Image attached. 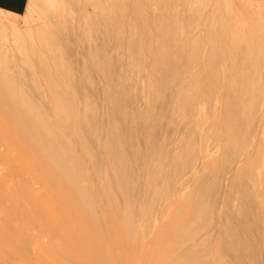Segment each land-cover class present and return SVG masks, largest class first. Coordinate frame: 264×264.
<instances>
[{
	"label": "rangeland",
	"instance_id": "1",
	"mask_svg": "<svg viewBox=\"0 0 264 264\" xmlns=\"http://www.w3.org/2000/svg\"><path fill=\"white\" fill-rule=\"evenodd\" d=\"M194 1L25 0L19 7L0 5V76L7 77L0 81V192L5 184L11 194L19 193L15 183L39 178L34 161L26 155V143L37 142L51 157L54 166L48 165L67 182L71 167H86L80 190H95L96 200L110 201L106 211L116 214L114 204L128 199L135 211L131 215L138 217L136 226L161 231L160 242L164 234L167 243H173L164 233L167 226L183 221L178 231L186 237L188 226L193 224V231H188L194 238L187 232L191 237L185 238L188 243L183 239L176 249L177 264H264V71L259 74V87L244 94L254 80L239 81L247 70L242 64L234 65L221 49L223 45L246 43L249 33L263 31L264 0H225L228 8L223 0ZM196 1L204 3V10L196 7L205 12L201 16L194 14ZM130 3H139L149 15L165 19L138 17ZM168 4L173 6L167 8ZM189 11L194 12L195 22L202 16H206L204 21L212 20L207 22L209 34L219 41L217 52L223 55L215 64V76L220 78L224 69H232V78L239 80L216 79L200 61L208 54L202 45L204 55L200 54L197 68L189 71L201 73L199 79L187 85L184 78L178 96V81L172 78L180 74L178 67L157 69L141 36L148 33L155 40L154 25H168L182 32L189 24ZM231 23H239L240 31L245 32L241 31L240 40L232 39L230 33L220 34L218 26ZM191 34L188 37L206 35L197 31ZM257 34L248 39L264 40V32ZM179 49L164 53L173 56ZM224 91L242 92L233 99L219 98L217 93ZM14 92V96L8 95ZM78 105L87 108L80 107L78 113ZM22 125L27 136L23 130L22 134L17 132ZM42 125L54 135L47 145L41 142L47 136ZM111 140L117 143L115 154L125 163L120 167L119 181L118 175L107 169L115 155ZM57 149H63L73 166H55ZM116 184L119 188L114 189ZM34 242L36 249L43 241ZM41 256L45 263L39 261L41 258L18 262L51 264L44 254Z\"/></svg>",
	"mask_w": 264,
	"mask_h": 264
},
{
	"label": "bare ground",
	"instance_id": "2",
	"mask_svg": "<svg viewBox=\"0 0 264 264\" xmlns=\"http://www.w3.org/2000/svg\"><path fill=\"white\" fill-rule=\"evenodd\" d=\"M226 1H228V0H226ZM197 2L200 3L199 1H196V4L194 5L195 8L196 7L197 8L202 7V9L204 10V8H203V7H205L204 3L202 5L201 3L197 4ZM223 2H225V0H223ZM234 3H235V1H234ZM224 4H226L225 7H227V8L230 5L226 2L223 3V5ZM129 5L132 9L131 11L135 12V15H137L138 17L140 16L141 18L143 17L144 19L150 18L149 16H151L153 18H155L156 16L158 17V15H149V13L144 9H143L144 10L143 11L141 8V5L139 3L138 4L130 3ZM172 6L173 5L171 4L167 8L172 7ZM197 8H196V11L194 10L195 13L192 11H189L191 13V14L188 13L189 14V16H188V19H189L188 23L189 24L187 25L184 22L185 26L186 25L187 26L185 29H183L182 32L180 31V28L179 29L175 28L174 30H172L170 28V26H168V25H166V26L163 25L164 27H161V25L160 26L154 25L155 27H152V29L154 28L153 33L155 32L157 34V37L155 40L152 41V37L147 36L148 33L147 34L142 33V36H141V38L144 40V42H147L145 44L148 47V49L151 50V52H152L151 53L152 54L151 63L153 65H155L157 69H163V70L165 69V71H166L168 69L169 70L174 69L173 67H178L177 71L179 70L178 72L180 74H176L173 76L171 75L172 78L174 79L173 82L178 81L177 86H178L179 90L176 93L178 96H179V92H181L182 88L184 87V85L182 83L184 78L187 81L186 82L187 85L189 83L194 82L197 79H199V75L201 73L200 74L199 73L198 74L197 73L191 74L189 71L191 69H194L195 67L197 68V65L199 63L198 59H200V56L202 55V51H203L201 49L202 45L203 46L206 45V47L208 48V51L205 50V52H206L205 54H207V52H208V54L206 56H203L204 55L203 54L202 55L203 59L202 60L200 59V61L203 62L207 67H209V71L212 74H214L213 76H215L218 73L217 72L218 69H216L217 66H215V64L218 63L219 57L223 56L221 51H218L219 53L217 52V50H218L217 47H219L218 46L219 41L216 40L214 35L211 36V34H209L211 27L208 26L207 22H210L212 20L208 21V19H207L204 21V18H206V16L205 17L202 16L201 20L199 19L200 17H198V20H200V21H198V20H197L198 22L194 21V19L192 17L194 14L201 16L203 13H205V12H202L203 10L200 9L201 10L200 12H202L200 14V12L197 11ZM211 11H213V10H211ZM108 12H110V11H108ZM155 12L157 14L156 10H155ZM155 12H154V14H155ZM197 12H199V13L196 14ZM107 13H106V15H107ZM151 14H153V13H151ZM230 14H232V13H230ZM204 15H206V14H204ZM236 16H237V14H236ZM173 18H171V19H173ZM222 18H224V17H222ZM159 19H165V18L164 17L162 18V16H161ZM168 19H170V18H168ZM175 19H176V17H175ZM166 21L168 22L169 20H166ZM222 21H223V19H222ZM193 23H195V25ZM143 24L144 23L142 22L140 27H139L141 30H142ZM226 24L225 25L222 24L220 26V28L217 24L218 30L220 29L222 31V32H220V30H219L220 34H222L223 32H225V35L230 33L229 36L232 39H238L240 37V33L242 31V30L240 31V29L238 27L239 23L238 24L231 23V25H226ZM173 25H172V28L174 27ZM175 26H176V24H175ZM133 27H134V25H133ZM259 29H261V28H259ZM133 30H135V27ZM133 30H131V31H133ZM195 31H197L198 34H201L203 36L205 33H206V35L204 37H201V38L199 36L188 37L189 33L191 34V32L194 33ZM249 31H251V30H248V32ZM256 32L262 33V32H264V29H263V31H261V30L257 31L256 30L252 33H249V36L246 39V43H240L239 42L240 43L239 45H233L232 44V45H230V47L223 45L222 46L223 48L220 46L221 49L224 51V53L225 54L227 53L229 55V58H230V60H232L234 65L242 64L241 65L242 69H246L247 72H246V76H245V74L243 76L240 74V76H241L240 80L238 78H232V75H231L232 69H230V70L228 69L229 72H227L226 69H224L222 72V77H220V78L216 77V76L215 77H216V79L219 78L221 80L233 81L232 83H234L235 80L236 81H238V80L239 81L249 80V82L250 81L253 82V80H254L253 85L251 84V86H250V84L248 83L249 86L247 85V87H245L244 94L247 92L249 94L250 90H254L255 87H259V85L261 83V77L259 74H260V71H261V73L264 71V40L256 39V38L248 39L249 37H253L254 35H258ZM242 33H243V31H242ZM138 34H140V33H138ZM191 36H192V34H191ZM261 37H263V36L261 35ZM241 39H243V37ZM3 40H5V39H3ZM239 40H240V38H239ZM2 43H3V41H2ZM200 46H201V48H200ZM17 47H19V46H17ZM177 48H180V49L177 50V53L172 54L173 56L165 55L166 53H164V51L166 49L175 50ZM2 50H3V48H2ZM137 53H138V50H137ZM170 55H171V53H170ZM21 56H22V54H21ZM2 63H3V61L0 60V68H2ZM62 67H63V65H62ZM170 67H172V69ZM179 67H180V69H179ZM237 67H238V65H237ZM60 69H61V67H60ZM165 71H162V72H165ZM225 71L227 73H225ZM159 72H161V70H159ZM173 74H174V72H173ZM249 74H251V75H249ZM5 79H7V77L4 74L0 76V81L5 80ZM170 79H171V77H170ZM165 80H164V82H165ZM172 84H174V83H172ZM241 85L243 86L245 84L241 83ZM175 88H177V87L175 86ZM1 89H3V88H0V90ZM240 89H241V87H240ZM165 90H167V89H165ZM152 92H154V91H152ZM15 93L16 92L11 93V94L7 93V94L9 96L10 95L14 96ZM55 93H56V91H55ZM240 93L236 94V93H233V91H231V92L230 91H224L223 93H220V94L217 93V95L219 98L222 97V98L228 99V97H229V99H230V97H231V99H233L237 96L239 97ZM61 94H60V96H61ZM210 94H212V92H210ZM1 95H3V94H1V92H0V96ZM63 96H65V94ZM180 96H181V94H180ZM63 99H64V97H63ZM64 104H66V103L64 102ZM206 104H208V106L209 105L211 106V103H206ZM68 106L70 107V105H68ZM80 107L81 106H79V105L77 107L78 113H79ZM81 108L85 110V108H87V107L85 105H83ZM174 111H175V109H174ZM35 114H37L36 111H35ZM82 114H84V113H82ZM88 119H90V118H88ZM228 119H229V117H228ZM5 120H7V119H5ZM32 123H33V125L36 126V128L38 127L36 123H34V122H32ZM16 124H18V123H16ZM15 126L16 125L12 126L13 130H15ZM87 127L89 128V125ZM20 128H21V132H19V130H17V132L22 134V130H23L24 135L27 136V129L25 128V126L22 125ZM41 130H43V131L45 130L47 133V136L44 137V141H41V142H46V145H47V141L53 140L54 135L48 129L47 126L43 127V125H42ZM111 141H113V143L112 144L110 143V144L114 150L116 148L115 145H117V143L115 144L116 141L114 142V140H111ZM41 142H39V143L41 144ZM19 144H21V143H19ZM26 144L31 149L30 150L28 148V150L26 151V153H27L26 155L29 156L28 158H30L32 161H34V166L36 167V168L34 167L35 171H36V175L39 174L38 175L39 178H37L35 180L32 178L25 180V184L24 183L21 184L19 181L17 183H15L16 187L19 188V193L11 194V192L9 191V186L3 184L2 192H0V264H4V263H6V264H12V263L20 264L18 261H20L22 259H25L27 261L30 259L37 260V259L42 257L41 256L42 254H44L51 261V264H177L175 262L176 261L175 257L177 255L176 249L179 245L184 243L183 242L184 240H185V243L186 242L188 243V240H186L185 238L187 237V234L190 232V231H188V229L191 228V225H193V224L188 226L189 228H187L186 237L181 236L179 234V231H178V229L184 225V223H182L183 221L182 222L180 221V223L177 222L178 224L172 226L171 228H168L171 225L167 226L166 229L168 231L165 230L164 233H165V235L167 234V237L170 240H172L173 243H167V241L165 239L166 236H164V234H162L163 237L161 238V240L163 242H160L158 239H159V236L161 234V231H159L155 228L149 227L147 229V228H142L140 226H136V223L138 221V217H136V215H131L132 213H135V211H134V208H132L128 199L123 200L121 198V200L118 201V203L116 205L114 204L115 208L117 207V209H118L116 214H115L114 212L111 213V212L106 211V209H105L106 207H108V206L110 207L112 205V203L110 201H108L106 199H102L103 201L96 200V198L98 197V194L96 193L95 190L88 189L89 192L88 191L83 192V190H80V188L83 189V187L80 185L83 182L82 178L80 180L81 173L83 171L84 173L87 174L86 167H84L85 169H83V167L80 164H77V165L75 164L76 167H74L71 164L73 161L71 162L68 160L69 162H67V159L63 154L64 153L63 149H57L55 151V155H54L55 159L59 158L57 160V163L55 164V166L58 167V165H59V167H62V166L68 165V164H70V166L71 165L73 166L70 168V170H71L70 172L72 174L69 176L68 182L63 179V177L59 174L60 173L59 171H55L54 168L52 169V167H50L51 165L50 166L48 165L50 163L51 157L45 151L41 150L43 148L41 146H39L37 142H34L32 144V142L29 141ZM39 148H41V149H39ZM187 148L189 149V147H187ZM5 149H6V145H5V148L3 150H5ZM3 150H1V151H3ZM108 150H109V148H108ZM100 151H101V149H100ZM103 151L105 152L106 150H104V148H103ZM115 151L116 150H114V152H113L114 154H115ZM107 154L110 157V152ZM122 159L120 158L119 154L113 155L112 160H110V163H109L110 167L107 168L108 170H111L112 174L116 173L118 175V176L115 175V176H117L116 178H118L120 176L119 173H122L123 169L120 167H123V165L125 164V163L122 164L123 163ZM77 161H78V158H77ZM123 161H124V159H123ZM50 164H52V163H50ZM49 169H51V170H49ZM28 176H30V175H28ZM123 180H125V179H123ZM118 181H119V178H118ZM26 183H27V185H26ZM18 184H20V185H18ZM121 184L123 185L122 181H121ZM122 185H120V186H122ZM113 186H114V189L119 188L118 184L113 185ZM91 187H92V184H91ZM122 189H124V188L121 187V190ZM45 192H49L51 194L46 195ZM124 193H126V192L124 191ZM105 215H108V216L106 217ZM117 216L120 219H124V221H121L119 218H117ZM188 219H190V218H188ZM197 220H195V221H197ZM19 221H21V222H19ZM189 221H191V220H188V223H189ZM134 222H135V224L133 225ZM195 223H197V222H195ZM198 226H199V224H198ZM226 228H228V227H226ZM198 229L199 228L197 227V230ZM192 231H193V229H192ZM199 231H200V229H199ZM196 232H198V231H196ZM192 233L193 232H190V234H192ZM193 235L194 234H192L191 237L194 238ZM184 236H185V234H184ZM188 236H190V235L188 234ZM191 237H189V238H191ZM189 238L187 237V239H189ZM193 238H192V240H193ZM35 240H37V241L39 240L40 242H41V240L43 241L42 243L38 244V248H36L38 250H36L34 247V244H35L34 241ZM197 244H200V240H199V243H197ZM184 245H187V244H183V247H184ZM195 248H196V244H195ZM193 249H194V247H193ZM214 255L216 256V254H214ZM47 258H45V259H47ZM166 259H168L171 262L165 263ZM39 261H42V258ZM43 261L45 263L46 260H43ZM220 263L223 264L222 262H218V264H220Z\"/></svg>",
	"mask_w": 264,
	"mask_h": 264
},
{
	"label": "crops",
	"instance_id": "3",
	"mask_svg": "<svg viewBox=\"0 0 264 264\" xmlns=\"http://www.w3.org/2000/svg\"><path fill=\"white\" fill-rule=\"evenodd\" d=\"M25 0H0V5L19 7Z\"/></svg>",
	"mask_w": 264,
	"mask_h": 264
}]
</instances>
